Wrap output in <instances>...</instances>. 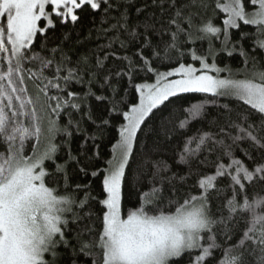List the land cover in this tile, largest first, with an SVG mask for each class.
Masks as SVG:
<instances>
[{"label": "snow or ice", "instance_id": "1", "mask_svg": "<svg viewBox=\"0 0 264 264\" xmlns=\"http://www.w3.org/2000/svg\"><path fill=\"white\" fill-rule=\"evenodd\" d=\"M257 53L264 0H0V264H264Z\"/></svg>", "mask_w": 264, "mask_h": 264}, {"label": "trees", "instance_id": "2", "mask_svg": "<svg viewBox=\"0 0 264 264\" xmlns=\"http://www.w3.org/2000/svg\"><path fill=\"white\" fill-rule=\"evenodd\" d=\"M85 23H87V21L85 20ZM242 30L244 31H252L253 29L251 27H244L242 28ZM238 33H234L233 35V38H237L238 37ZM37 43V48L39 47V41L36 42ZM244 45L246 48H250V45H251V41H244ZM201 45L200 44H197V47H200ZM204 47H206V43L203 45ZM257 55L260 57L261 61L264 62V53H257ZM221 60V65L220 66H223L224 63H228L232 66V68L235 70V69H238L240 68L242 65H241V57L236 54L234 55L233 57H227V56H221L220 58ZM203 97L201 94H185L182 98L180 99H177V98H170V100L172 101L171 103H168L166 102V105L165 106H161L162 108V111L164 112V114H167L168 110L173 108V107H176V106H184V107H187L190 103H195V102H198L199 100H201ZM129 99H131V97H129ZM219 103H228L227 100L225 99H221L219 100ZM94 107H95V102H94ZM212 111H215V109H212ZM160 113L157 112L156 113V116L153 117V120H156L158 117H159ZM180 119H183V114L181 113L180 114ZM152 121H150L149 123H151ZM114 123L118 124L119 121H114ZM201 127H204L205 129H207V125L206 124H203L201 121H199L198 119L197 120H193L187 131L184 133L186 135H191L193 134L194 132H196L197 129L201 128ZM89 130H91V128L89 127ZM117 136V133H116V130L114 127L112 128H109L108 131L106 132L105 134V139L103 141V143H101V146H100V152H101V164L103 163V160L107 159L109 154H110V147H111V144L109 143V140H111L112 143L115 142V138ZM80 137H76L74 140H73V147L76 148L78 146V144L80 143ZM149 145L151 143V140L148 141ZM175 145V139L173 140V142L171 144H166L165 145V148L166 150L164 152H162L160 155H152L151 158L152 159H163V160H166L169 164L172 165V169L173 171H181L183 172L184 170V166L183 165H178L175 163V158L173 156V147ZM141 155L142 153L138 150L137 151V155L134 157L133 159V162H132V165H131V168L128 170L129 171V176L131 177L136 168H137V165L138 163L140 162V159H141ZM149 168V175H150V172H151V165L148 166ZM147 176L144 177V187H147ZM214 208H215V205H214ZM61 252H64V249H61L60 250ZM79 260H80V264H90V261L86 260L85 257L83 256H80L79 257ZM181 264H184L183 261H181Z\"/></svg>", "mask_w": 264, "mask_h": 264}]
</instances>
